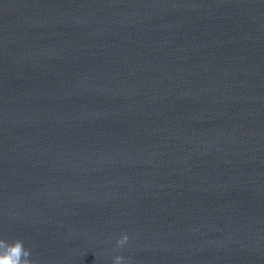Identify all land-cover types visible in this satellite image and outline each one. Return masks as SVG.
<instances>
[{
    "label": "water",
    "instance_id": "obj_1",
    "mask_svg": "<svg viewBox=\"0 0 264 264\" xmlns=\"http://www.w3.org/2000/svg\"><path fill=\"white\" fill-rule=\"evenodd\" d=\"M0 238L264 264V0H0Z\"/></svg>",
    "mask_w": 264,
    "mask_h": 264
},
{
    "label": "clouds",
    "instance_id": "obj_2",
    "mask_svg": "<svg viewBox=\"0 0 264 264\" xmlns=\"http://www.w3.org/2000/svg\"><path fill=\"white\" fill-rule=\"evenodd\" d=\"M130 237L125 232L117 239V247L123 249L128 243ZM32 251L25 247V243L21 239L9 242L0 238V264H36L31 258ZM112 264H128L127 259L122 255L114 257Z\"/></svg>",
    "mask_w": 264,
    "mask_h": 264
}]
</instances>
